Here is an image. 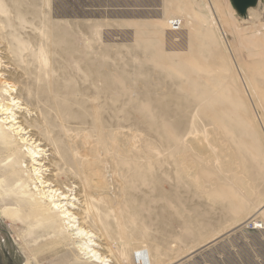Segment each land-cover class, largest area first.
Listing matches in <instances>:
<instances>
[{
    "label": "rangeland",
    "instance_id": "obj_1",
    "mask_svg": "<svg viewBox=\"0 0 264 264\" xmlns=\"http://www.w3.org/2000/svg\"><path fill=\"white\" fill-rule=\"evenodd\" d=\"M0 52L66 155L78 212L77 178L97 167L88 225L109 264H264V0L243 14L232 0H0ZM11 224L0 216V264L76 258Z\"/></svg>",
    "mask_w": 264,
    "mask_h": 264
},
{
    "label": "bare ground",
    "instance_id": "obj_2",
    "mask_svg": "<svg viewBox=\"0 0 264 264\" xmlns=\"http://www.w3.org/2000/svg\"><path fill=\"white\" fill-rule=\"evenodd\" d=\"M1 52V218L12 223L13 229H16L17 224L22 226V229L20 228L21 230L17 234V241L23 244H33L36 247L38 241L45 238L44 245L54 244L56 246L59 243V245H67L72 248L71 250L76 252V258L72 261V264H109L111 262L108 259L109 256L104 254V252H109L107 254H110L112 249L110 246L98 244L100 238L94 233L90 225L93 221L90 216L88 202L90 203L92 198H94L96 193L94 191L98 188L94 183L98 176L97 167L92 165L91 169H89V183L86 178H77L78 181L76 182L79 190H74L71 200L82 203L83 209L78 212L75 210V206L65 203L66 200H70L68 198L71 196L67 195L69 192L65 190L67 187L69 188L68 182L66 183V177L69 176L67 173L70 171L69 168H71L65 159L66 155H64L65 153L62 152V149L58 148L54 138L50 137V133L53 132L50 129L51 127L44 124L45 122L42 121V118L40 120L41 114L37 108L38 105L36 103L38 102H35L36 99L30 98V101L29 96H24L22 89L17 88V84L21 83L17 78V73L6 70L10 69L9 65L12 66V63L16 62L13 59L12 62L6 54ZM21 76L23 77V75ZM24 110H26V113H23ZM25 114H28L29 117H26ZM82 163L80 162L81 166L78 167V177L84 174V165ZM41 169L44 170L42 171ZM44 172L47 174H43ZM72 191L73 189H70V193ZM89 222L90 224L88 225ZM97 239H99L98 242L96 241ZM44 247H36V250L38 248V250L46 251ZM66 250L68 254V249Z\"/></svg>",
    "mask_w": 264,
    "mask_h": 264
},
{
    "label": "water",
    "instance_id": "obj_3",
    "mask_svg": "<svg viewBox=\"0 0 264 264\" xmlns=\"http://www.w3.org/2000/svg\"><path fill=\"white\" fill-rule=\"evenodd\" d=\"M234 7L236 10L240 13L243 14L245 9L249 6L252 5L255 0H232Z\"/></svg>",
    "mask_w": 264,
    "mask_h": 264
},
{
    "label": "built area",
    "instance_id": "obj_4",
    "mask_svg": "<svg viewBox=\"0 0 264 264\" xmlns=\"http://www.w3.org/2000/svg\"><path fill=\"white\" fill-rule=\"evenodd\" d=\"M181 25L180 19H173L169 22L170 29L173 31L179 30Z\"/></svg>",
    "mask_w": 264,
    "mask_h": 264
},
{
    "label": "flooded vegetation",
    "instance_id": "obj_5",
    "mask_svg": "<svg viewBox=\"0 0 264 264\" xmlns=\"http://www.w3.org/2000/svg\"><path fill=\"white\" fill-rule=\"evenodd\" d=\"M12 244V243H11ZM13 250H15V247L12 245Z\"/></svg>",
    "mask_w": 264,
    "mask_h": 264
},
{
    "label": "crops",
    "instance_id": "obj_6",
    "mask_svg": "<svg viewBox=\"0 0 264 264\" xmlns=\"http://www.w3.org/2000/svg\"><path fill=\"white\" fill-rule=\"evenodd\" d=\"M249 6H251V5H249ZM249 6H248V7H249ZM248 7H247V8H248ZM247 8H246V9H247ZM235 9H236V8H235ZM246 9H245V10H246ZM244 12H245V11H244Z\"/></svg>",
    "mask_w": 264,
    "mask_h": 264
}]
</instances>
